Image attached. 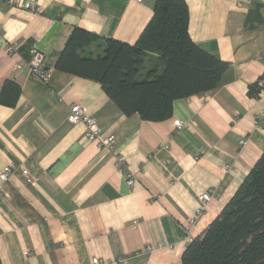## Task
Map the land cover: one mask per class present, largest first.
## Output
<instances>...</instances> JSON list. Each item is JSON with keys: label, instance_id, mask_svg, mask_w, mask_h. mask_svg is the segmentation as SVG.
Instances as JSON below:
<instances>
[{"label": "crops", "instance_id": "crops-1", "mask_svg": "<svg viewBox=\"0 0 264 264\" xmlns=\"http://www.w3.org/2000/svg\"><path fill=\"white\" fill-rule=\"evenodd\" d=\"M155 1L0 0V89L20 87L15 106L0 103V172L13 167L0 180V264H181L264 151V88L247 95L264 74V0H185L191 39L229 66L216 89L174 100L165 120L126 116L99 82L55 69L75 27L98 38L93 53L104 39L134 44ZM32 47L46 81L28 71ZM76 102L97 138L67 120Z\"/></svg>", "mask_w": 264, "mask_h": 264}, {"label": "trees", "instance_id": "trees-1", "mask_svg": "<svg viewBox=\"0 0 264 264\" xmlns=\"http://www.w3.org/2000/svg\"><path fill=\"white\" fill-rule=\"evenodd\" d=\"M97 41L94 34L75 27L55 69L99 82L126 116L138 114L145 121L169 118L176 99L216 89L229 66L193 42L185 0H156L134 44L104 39L99 51L88 50ZM262 81L264 74L248 86L247 95H257ZM19 96V85L5 79L0 103L15 106ZM180 262L264 264V151L220 212L186 243Z\"/></svg>", "mask_w": 264, "mask_h": 264}, {"label": "built area", "instance_id": "built-area-1", "mask_svg": "<svg viewBox=\"0 0 264 264\" xmlns=\"http://www.w3.org/2000/svg\"><path fill=\"white\" fill-rule=\"evenodd\" d=\"M34 8L36 11L38 10L37 7L34 6ZM15 47L16 46L14 45L9 47L8 52L9 53L15 52L16 51ZM30 53L32 59L28 71L30 72V74L38 77L39 79L46 81L48 77V72L45 70L43 65V61H44L43 53L35 47H32L30 49ZM262 83H264V81H262ZM67 120L69 121V123L72 124L79 122L83 123L86 129L84 136L87 140H93L98 137L99 129L97 126V121L92 115L86 112L85 106L82 103L76 102L69 107ZM182 126L184 125L181 121L179 120L174 121L175 128L180 129ZM106 142L112 144L114 142V137L112 135L109 136ZM117 166L119 167V169H123L125 167L124 160L118 157ZM12 171H13V167L11 165L5 166L3 170L0 172V180L2 182L6 181L9 178V176L12 174ZM126 182L128 185H131L133 183V177L129 175ZM212 193L213 191L211 189H208L199 196V201L201 206L199 207V209H197V212H199L200 209L210 200ZM89 264H107V262L97 257H92Z\"/></svg>", "mask_w": 264, "mask_h": 264}]
</instances>
